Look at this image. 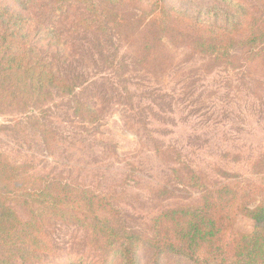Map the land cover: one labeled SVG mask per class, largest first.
<instances>
[{"label":"trees","instance_id":"1","mask_svg":"<svg viewBox=\"0 0 264 264\" xmlns=\"http://www.w3.org/2000/svg\"><path fill=\"white\" fill-rule=\"evenodd\" d=\"M260 1L218 0L190 13L168 0H0V114L41 112L55 95L74 94L78 83L57 68L72 58L73 37L80 33L126 41L149 73L170 67L167 43L204 57L209 68L233 64L236 52H247L252 66L264 65ZM94 108L74 98V113L86 123L98 121ZM39 126L51 145L53 133ZM156 155L176 167L171 184L149 188V195L168 200L178 186L199 195L159 211L143 229L120 208L123 193L38 176L0 152V264H142L143 249L154 264L167 257L188 264H264V181L212 179L192 170L173 147H156ZM263 159L251 165L261 175ZM240 216L253 220L252 232L234 229ZM59 224L84 231L85 249L62 251L52 238Z\"/></svg>","mask_w":264,"mask_h":264},{"label":"rangeland","instance_id":"2","mask_svg":"<svg viewBox=\"0 0 264 264\" xmlns=\"http://www.w3.org/2000/svg\"><path fill=\"white\" fill-rule=\"evenodd\" d=\"M168 3L193 13L218 0ZM261 15L263 6L258 7ZM263 33L260 24L258 34ZM73 45L72 58L57 68L78 83L73 95H55L41 112L0 114V152L12 163L26 164L38 176H61L123 193L120 208L132 226L143 229L159 211L196 201L199 195L181 186L168 200L149 195V188L171 184L176 167L163 163L156 147H173L192 170L215 180L264 181L251 168L264 158V65L252 66L247 52H236L233 64L209 68L204 57L167 43L170 67L164 74L139 66L126 41L80 33ZM74 98L95 107L96 123L74 113ZM40 124L50 130L48 135L53 133L51 145ZM258 169L264 172V167ZM253 227V220L240 216L234 229L250 233ZM85 237L84 231L61 224L52 232L62 251H82ZM140 257L142 264H154L149 250L143 249ZM163 264L188 263L167 257Z\"/></svg>","mask_w":264,"mask_h":264}]
</instances>
